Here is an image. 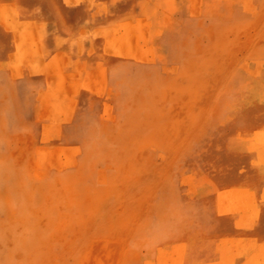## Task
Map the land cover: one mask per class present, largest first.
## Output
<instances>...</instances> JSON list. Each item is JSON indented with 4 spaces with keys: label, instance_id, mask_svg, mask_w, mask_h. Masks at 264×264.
I'll use <instances>...</instances> for the list:
<instances>
[{
    "label": "rangeland",
    "instance_id": "obj_1",
    "mask_svg": "<svg viewBox=\"0 0 264 264\" xmlns=\"http://www.w3.org/2000/svg\"><path fill=\"white\" fill-rule=\"evenodd\" d=\"M0 8V264H264V0Z\"/></svg>",
    "mask_w": 264,
    "mask_h": 264
},
{
    "label": "crops",
    "instance_id": "obj_2",
    "mask_svg": "<svg viewBox=\"0 0 264 264\" xmlns=\"http://www.w3.org/2000/svg\"><path fill=\"white\" fill-rule=\"evenodd\" d=\"M21 1V0H20ZM9 3V0H0V6H6V4ZM20 13V12H19ZM4 18L3 15V11L0 8V19L2 20ZM5 24H3L1 22L0 24V58L4 57V50L7 48L8 43H9V37H8V33L12 32V30H10V28L7 26H4ZM257 194H258V198L261 204V218H260V222L259 225L256 227L255 230V234H254V241L255 243L259 246H262L264 250V187L263 185L259 184L260 181H264V171L263 172H257ZM262 261H264V252L262 255ZM199 264H201V262L199 261Z\"/></svg>",
    "mask_w": 264,
    "mask_h": 264
}]
</instances>
